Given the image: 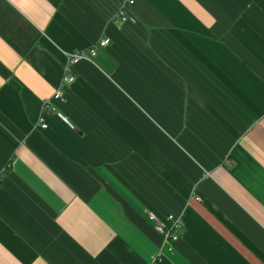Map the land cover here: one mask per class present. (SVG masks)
<instances>
[{
  "label": "crops",
  "instance_id": "1",
  "mask_svg": "<svg viewBox=\"0 0 264 264\" xmlns=\"http://www.w3.org/2000/svg\"><path fill=\"white\" fill-rule=\"evenodd\" d=\"M120 1L0 0V264H264V0Z\"/></svg>",
  "mask_w": 264,
  "mask_h": 264
},
{
  "label": "built area",
  "instance_id": "2",
  "mask_svg": "<svg viewBox=\"0 0 264 264\" xmlns=\"http://www.w3.org/2000/svg\"><path fill=\"white\" fill-rule=\"evenodd\" d=\"M135 0H121L117 11L113 16V22L117 25L124 24L127 21H133L134 17L131 14V8L134 5ZM109 43L108 38H100L94 42L91 46L87 48H77L73 52L67 54L68 65H73L81 59H91L96 55L97 49L99 47L106 46ZM74 81V76L67 75L63 76L60 86L52 93L51 96L46 97L41 102L40 114L37 121V126L40 128H46L47 122L45 121L43 114L46 112H53L63 121L72 126L68 118L59 111L57 107L58 102H63L65 100L64 87L67 84H71ZM199 199V197H197ZM155 222L156 228L164 236V239L168 242L176 241L180 234L179 228L181 227V218L172 214L166 217V222L159 221L154 216H151ZM156 262V258H153L150 264Z\"/></svg>",
  "mask_w": 264,
  "mask_h": 264
}]
</instances>
